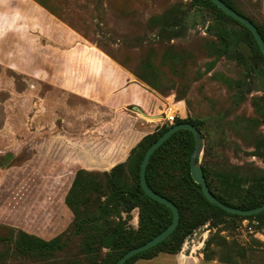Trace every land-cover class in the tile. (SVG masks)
Returning a JSON list of instances; mask_svg holds the SVG:
<instances>
[{
	"label": "rangeland",
	"instance_id": "374dc122",
	"mask_svg": "<svg viewBox=\"0 0 264 264\" xmlns=\"http://www.w3.org/2000/svg\"><path fill=\"white\" fill-rule=\"evenodd\" d=\"M232 1L264 25V0ZM202 5L0 0V235L11 229L46 241L70 239L62 251L25 259L10 260V246H0L3 264L110 258L98 238L118 216L137 229L138 209L120 206L107 216L108 224L88 225L79 235L75 222L96 214L109 193L102 175L124 163L143 136L164 126L168 113L198 124V162L210 173L264 174V66L254 73L236 60L237 49L223 54L219 36H244L243 29ZM95 49L119 70L109 69ZM125 71L156 96L155 117L113 103L115 91L130 79ZM79 169L94 173L101 190L71 196L85 199L75 219L66 198ZM133 264H264V223L222 216L188 235L177 254L158 253Z\"/></svg>",
	"mask_w": 264,
	"mask_h": 264
},
{
	"label": "trees",
	"instance_id": "16d2710c",
	"mask_svg": "<svg viewBox=\"0 0 264 264\" xmlns=\"http://www.w3.org/2000/svg\"><path fill=\"white\" fill-rule=\"evenodd\" d=\"M200 1L203 4L202 6L213 9L220 19L229 20L243 29L244 36L221 34L218 39L221 50L223 54L227 55L228 52L237 49L239 56L235 57L236 60L242 65L246 64L252 72L258 73L261 68L260 65L264 66V57L251 32L223 13L210 0ZM221 1L243 15L235 8L232 0ZM246 18L255 25L264 40V25H258L250 18ZM138 77L143 79L140 75ZM153 89H156V87H153ZM179 123H191L199 130L198 124L188 117L186 119L177 118L174 124ZM170 126L165 124L153 133L143 136L131 148L124 163L116 164L110 172L102 175L109 193L103 195L106 196L105 201L97 204L96 214L82 217L75 222V234L86 233V226L95 225L101 221L108 224L107 216L113 210L117 212L120 206L126 211L138 209V227L137 229L128 227L127 223L118 216V220L107 226L97 240V244L109 250L110 258L102 262L91 261L87 264H114L126 251L143 245L171 223V210L149 198L142 190L139 182L140 164L145 151ZM194 146L192 133L188 130H178L151 155L145 173L147 185L152 191L165 197L177 207L179 223L165 240L148 250L137 253L124 264H133L138 259H151L158 253L175 255L180 251L188 235L208 221L222 216L264 223V210L253 215L241 216L227 213L205 199L200 186L194 183L190 176L189 161ZM201 169L209 190L221 202L240 209H252L264 203V174L246 178L220 172L210 173L203 166H201ZM127 179L131 183H128ZM71 183L72 188L66 198V204L76 219L78 216L76 206L84 204L85 199L79 197L80 199L73 201L75 198L72 200L71 196L86 190L98 192L101 188L99 184H96L99 183V180L94 173L84 169H79L76 172ZM69 241L67 235L63 241L59 238L46 241L23 231L14 233L11 229L10 235H0V246H10L12 250L10 260L62 251ZM5 260L7 258L0 255V264H3Z\"/></svg>",
	"mask_w": 264,
	"mask_h": 264
},
{
	"label": "water",
	"instance_id": "95a60500",
	"mask_svg": "<svg viewBox=\"0 0 264 264\" xmlns=\"http://www.w3.org/2000/svg\"><path fill=\"white\" fill-rule=\"evenodd\" d=\"M218 9H220L223 13H225L227 16L231 17L244 27H246L251 34L253 35V38L255 39L261 54L264 57V40L261 37L260 33L257 31L255 25L247 19L245 16L237 13L234 9L226 5L221 0H210ZM131 109L135 111L136 113H139L143 116L149 117V115H146L139 107L132 106ZM178 130H188L192 133L195 146L193 149V152L190 157L189 166H190V176L194 183L198 184L200 186L201 192L205 199L219 207L220 209L226 211L227 213L241 215V216H249L253 215L259 212H262L264 210V203L258 207L252 208V209H240L237 207H231L223 202H221L219 199H217L209 190L206 180L204 178L203 171L201 169V166L198 162L200 153L202 151L203 147V140L201 138L200 132L191 123H179V124H173L171 125L161 136H159L145 151L141 164H140V172H139V182L142 190L144 193L151 198L154 201H157L163 205H165L167 208H169L172 212V220L171 223L159 234L154 236L152 239L148 240L143 245H140L135 248H131L130 250L126 251L121 257H119L114 264H124L128 259L136 255L137 253H140L142 251L148 250L155 246L156 244L160 243L161 241L165 240L177 227L179 223V211L177 207L168 199L165 197L157 194L156 192L152 191L146 182V167L148 164V161L153 154V152L163 143L165 142L174 132Z\"/></svg>",
	"mask_w": 264,
	"mask_h": 264
},
{
	"label": "crops",
	"instance_id": "0c3cea01",
	"mask_svg": "<svg viewBox=\"0 0 264 264\" xmlns=\"http://www.w3.org/2000/svg\"><path fill=\"white\" fill-rule=\"evenodd\" d=\"M95 50L98 52V54H101V51H99L98 49H95ZM101 57L104 59L106 64L109 65V69L113 70L114 72L119 70V67L109 57L108 58L110 60L106 59L102 54H101ZM125 72L128 74V77L130 76V79H128L124 87H121L115 91L117 92L116 94L117 97H114L113 103L115 102L118 103L119 107L128 106V105L137 106L146 115L158 114L160 112V109H159V106L157 105L156 96H154L150 91L145 89L143 86L139 85L138 83H135L136 81L133 80L134 78L132 79L130 72H127V71ZM133 89H136V91L133 92ZM89 98L90 100H94L92 99V97H89ZM77 168H84V163H82V165L79 164ZM96 169L97 168H94V170Z\"/></svg>",
	"mask_w": 264,
	"mask_h": 264
},
{
	"label": "built area",
	"instance_id": "2783aa9c",
	"mask_svg": "<svg viewBox=\"0 0 264 264\" xmlns=\"http://www.w3.org/2000/svg\"><path fill=\"white\" fill-rule=\"evenodd\" d=\"M179 118L175 112L166 114L164 121L166 125H173L175 120Z\"/></svg>",
	"mask_w": 264,
	"mask_h": 264
},
{
	"label": "bare ground",
	"instance_id": "6f19581e",
	"mask_svg": "<svg viewBox=\"0 0 264 264\" xmlns=\"http://www.w3.org/2000/svg\"><path fill=\"white\" fill-rule=\"evenodd\" d=\"M149 117H155V116H150V115H149Z\"/></svg>",
	"mask_w": 264,
	"mask_h": 264
}]
</instances>
